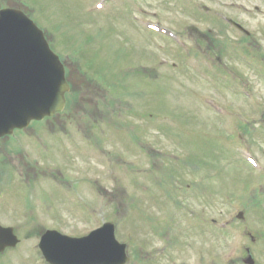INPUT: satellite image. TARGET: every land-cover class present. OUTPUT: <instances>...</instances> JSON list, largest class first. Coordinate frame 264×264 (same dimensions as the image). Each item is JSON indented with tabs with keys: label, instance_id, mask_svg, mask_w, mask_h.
Returning a JSON list of instances; mask_svg holds the SVG:
<instances>
[{
	"label": "rangeland",
	"instance_id": "rangeland-1",
	"mask_svg": "<svg viewBox=\"0 0 264 264\" xmlns=\"http://www.w3.org/2000/svg\"><path fill=\"white\" fill-rule=\"evenodd\" d=\"M6 1L0 0V4ZM42 1L37 0L43 5L46 18L40 20L39 22L42 23L39 24L46 25L48 29L52 27L53 31L58 30L56 31L58 39H60L58 34L65 33L59 31L60 27L68 21L71 28H79L72 32L74 35L72 44L54 42L58 53H68L75 60L82 57L86 60L89 58L90 64H93V59L98 60V67L91 68V73L88 75L97 83H91L92 86L81 83L80 81L84 78L81 79L79 73L74 77L79 107L77 104L65 115L49 123L66 127L65 134L53 133L52 137L65 135L71 138L76 132L78 140L82 139L83 134L77 132V127L81 130L95 129L90 118L94 113L102 115L101 113L106 114L108 111L106 120H113L118 125L141 126L144 118L138 117L146 116L149 121L151 118H159L160 135L155 138L149 137L152 133H146L149 138L146 136L144 138L156 150L172 151L184 157L189 152L190 161H193L194 166L197 164L198 170L193 171L196 175L188 174L187 167L165 163L167 158L165 155L161 157V161H155V165H151L155 168L153 175L158 174V179L141 181L139 175L141 168H138L136 163L144 161L142 165H145L149 162L138 158V155H142L139 146L142 140L140 133L130 128L111 131L109 144L101 149L110 154L108 158L99 152L92 151L97 159L92 157L95 160H91L90 149L105 143L95 140L90 144L82 140L81 144L78 143L82 152L76 154L72 160L63 158L64 153L60 150L55 151L57 157L51 161H44L38 155L31 154L27 159L30 167L26 165V162L14 159L12 164L16 170L8 176L5 175L3 181L6 184L1 186L5 191L8 190V184L11 182L14 186L22 183L16 178V176L20 177L19 175L22 180L29 177L36 181L37 183L30 184V192L43 198H47L54 183L51 180L41 179L42 175L56 174L73 177L69 180V186L79 184L78 201H74L70 193L64 189L55 191L54 197L58 198L52 199L55 201L48 204L52 211L48 215L52 216L32 213L28 215V218L32 220V226L42 227L44 224L43 227H54L71 236H82L99 225L98 219L102 221L100 225L106 221L114 222L117 225L120 242L128 244L129 254L134 258L140 242H143L141 237L145 238L146 235H151L150 231L153 232L141 224L139 210L136 209L143 208L148 218L165 220L172 208L174 211L171 219L174 225L162 235L165 237L166 233L169 237L167 240L172 238L170 248L167 250L169 245L167 246L166 238L146 239L144 242L153 252L152 256L155 259L148 260L145 264H200L199 255L205 256L202 264H243V259L247 256H251L254 264H264V173H259L257 169L247 165L240 147L234 145L235 138L231 146L228 145L232 139L223 127V125L226 126L232 133L230 135H235L238 139L237 119L229 118V115L235 112L243 122L249 123L253 131L240 136L239 141L243 145L248 144L257 156L255 158L258 162L260 160L264 164V123L261 122V115L264 114V75L258 72L261 69L259 52H264V0H137L133 13H136V10L138 12L139 7L144 10L142 15L146 18L144 25L156 20L160 22L163 30L167 28L181 34L187 46H192L195 41L198 42L202 54L191 55L190 63L188 62L191 51L182 53L179 47H175L173 41L164 37H169L168 33L152 35L153 38H151L145 29L142 30L144 25L137 24L142 32L133 26L126 27L124 19L130 18L133 7L119 5L121 0L113 4L116 6L117 14L114 20H105L110 16L103 17L105 19L97 17L91 22L83 16L94 12L86 9L92 0ZM200 4L210 8L211 13L208 17L196 13V6ZM40 11L34 12L35 18H42ZM66 12L67 17H65ZM217 13L220 15L222 13L241 23L251 32V38L246 40L243 34L226 26L220 27L215 21ZM138 16L140 17L141 14L138 13ZM212 17L214 19H211ZM129 20L134 23L133 18ZM85 26L87 29L84 30L94 31L91 37L80 36L79 30ZM192 26H195L196 30H191ZM218 35L220 37L216 39L215 36ZM49 37L50 42H53L55 37L50 32ZM81 38L89 40L86 46H84L85 43L82 45L79 43ZM64 39H66L65 36ZM215 39L233 46L238 45L239 50L249 48V52L254 55L243 63L237 57L235 53L237 51L234 48L227 49V45L219 48V44L214 42ZM97 40L103 44H99L101 49L98 56H93L87 51V47H97ZM109 50L111 54L107 53ZM205 52L210 53L208 58L212 63L209 64L210 66L203 65V59L206 58ZM154 53H159L161 58L168 61L163 65L157 64L158 62L151 59ZM243 57L247 58V55ZM107 60L111 64H104ZM213 64L219 67L222 75L219 74V70L215 71L211 67ZM226 75L234 78L235 82ZM241 87L249 90L251 96L257 98V102L240 96V94L245 95L244 92H240ZM95 93L101 94V97L93 98ZM206 96L215 100L212 105L224 104L223 106L228 107L219 113L224 118L221 119L213 110H210L211 100ZM112 102L116 112L113 111V107L109 109L108 104ZM95 106L97 111L94 109ZM238 124L239 128L243 125L241 122ZM46 125L47 122L44 126ZM101 125L105 129V121ZM90 135H95V131L90 132ZM59 144V141H54L46 147L54 145L58 147ZM38 145L41 144L31 143L30 147L35 149ZM22 147L25 148V145L22 144ZM67 147L73 148L68 144ZM203 150L207 151L208 157L202 153ZM87 153L88 156H83ZM105 159L112 160V165H109ZM164 180H167L170 185L176 183L180 186L187 182H194L207 190L208 194L205 195L208 218L217 217L218 221L223 218L228 220L240 210L244 212L245 218L234 221L233 234L228 231L225 235L217 234L211 237L203 232L202 238L197 236L190 238L192 231L196 228L201 229L202 226L199 223H192L186 216L188 222H185L187 226L184 227L183 208L186 209L190 204L184 189L186 185L183 189H179L177 196H174L177 201L173 198L171 201L164 190L160 189ZM140 181L144 183L141 184ZM91 184H95L99 189L95 195L92 189L89 190ZM143 184L144 197L147 199L143 198L144 192L142 194L141 190ZM26 187L17 186L18 193L12 187L13 197L16 199L23 197L24 193L21 190H26ZM104 188L114 190L115 197L110 198ZM86 194L89 197H86ZM249 194H252L253 198L247 197ZM97 197L107 201L103 203L100 199L96 200ZM60 198L62 201L59 200ZM248 199L252 200L253 208L247 204ZM29 207L36 211L32 206ZM194 208L198 210L196 206ZM16 211L18 212L13 210L11 213L0 210V222L3 226H14L15 233H18L21 240L20 249L19 246L18 249L26 252L30 249L34 232L25 225V221L14 218ZM148 218L145 217V220L148 221ZM41 227H38L39 230L44 229ZM210 227L213 228L211 224ZM242 232L247 235L242 236ZM249 234L252 236H248ZM28 235L31 238H28ZM34 252H36L35 249ZM230 254L232 261L228 258ZM212 256L215 257L212 258ZM31 257V264H42L36 253H33ZM2 258L5 260V257ZM10 258L11 260L5 264H29L25 253L18 255L13 252ZM130 264L134 263L130 262Z\"/></svg>",
	"mask_w": 264,
	"mask_h": 264
},
{
	"label": "water",
	"instance_id": "water-1",
	"mask_svg": "<svg viewBox=\"0 0 264 264\" xmlns=\"http://www.w3.org/2000/svg\"><path fill=\"white\" fill-rule=\"evenodd\" d=\"M43 41L42 33L19 13L6 12L0 20V137L63 108L68 89L64 72ZM13 240L10 233L0 232V250ZM63 245L67 256L76 254L84 260L81 264L124 262V250L114 243L107 227L88 239ZM63 245L54 251L60 253ZM45 249L51 253L48 243ZM113 254L115 260L110 259Z\"/></svg>",
	"mask_w": 264,
	"mask_h": 264
}]
</instances>
